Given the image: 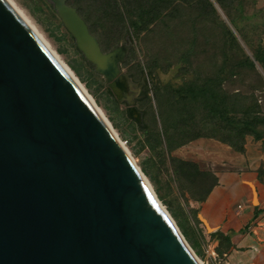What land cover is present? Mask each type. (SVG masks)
<instances>
[{"label":"water","instance_id":"1","mask_svg":"<svg viewBox=\"0 0 264 264\" xmlns=\"http://www.w3.org/2000/svg\"><path fill=\"white\" fill-rule=\"evenodd\" d=\"M49 1L86 59L115 77L122 48L102 53L68 0ZM0 264H199L102 118L5 0Z\"/></svg>","mask_w":264,"mask_h":264},{"label":"rangeland","instance_id":"2","mask_svg":"<svg viewBox=\"0 0 264 264\" xmlns=\"http://www.w3.org/2000/svg\"><path fill=\"white\" fill-rule=\"evenodd\" d=\"M10 2L91 98L198 262L222 264L230 249L223 251L201 221L198 199L216 176L201 158L204 146L200 142L226 145L207 138L186 142L183 131L174 127L173 111L170 113L175 104L172 90L218 74L228 95L253 91L262 96L264 104V88L255 83L253 70L238 65L243 54L264 53V0H224V12L214 6L215 13L204 8L202 15L188 5H173L162 20L138 35L129 33L118 46L124 57L113 78L86 59L51 1ZM66 5L71 6L69 0ZM255 69L264 77V69ZM184 113L189 116L194 109L188 106Z\"/></svg>","mask_w":264,"mask_h":264},{"label":"trees","instance_id":"3","mask_svg":"<svg viewBox=\"0 0 264 264\" xmlns=\"http://www.w3.org/2000/svg\"><path fill=\"white\" fill-rule=\"evenodd\" d=\"M70 4L77 8L78 15L85 20L103 53L116 47L125 35H138L147 30L150 24L162 20L173 5H188L201 15L204 8L212 13H215L214 6L222 12L227 8L224 0H71ZM229 35L232 37L230 32ZM238 65L253 70L255 83L264 88V77L255 69V66H259L260 70L264 69L263 52H252L250 56L243 54ZM222 82L223 79L217 74L172 90L171 99L175 100L176 105L173 102L170 113L173 111L177 119L174 127L183 131L186 142L201 138L213 139L234 152L242 153L247 137L254 141H260L264 137L262 96L253 91L250 94L237 92L230 96L222 90ZM156 100L159 103V98ZM188 106L194 109V113L186 116L184 111ZM159 117L162 122V112H159ZM182 145L179 144L178 147ZM261 175L260 172L259 180ZM216 184L217 178H213L212 185L198 202H204ZM209 236L221 245L223 251L231 249L229 235L213 231Z\"/></svg>","mask_w":264,"mask_h":264},{"label":"crops","instance_id":"4","mask_svg":"<svg viewBox=\"0 0 264 264\" xmlns=\"http://www.w3.org/2000/svg\"><path fill=\"white\" fill-rule=\"evenodd\" d=\"M200 143L201 158L217 178L201 204V217L212 231L230 237L222 264H264V137L246 138L242 153Z\"/></svg>","mask_w":264,"mask_h":264},{"label":"bare ground","instance_id":"5","mask_svg":"<svg viewBox=\"0 0 264 264\" xmlns=\"http://www.w3.org/2000/svg\"><path fill=\"white\" fill-rule=\"evenodd\" d=\"M7 2V4L10 6V8L14 11V13L20 18V20L33 32V34L42 42V44L46 47V49L50 52V54L54 57V59L59 63V65L63 68V70L67 73V75L70 77V79L74 82V84L78 87V89L82 92V94L86 97V99L90 102V104L92 105V107L96 110V112L99 114V116L102 118V120L104 121V123L106 124V126L108 128H110L112 130V128L110 127V125L108 123H106V120L102 117V115L100 114V112L98 111L96 105L93 103V101L91 100V98L87 95V93L83 90V88L81 87V85L79 84V82L75 79V77L73 76V74L70 72V70L62 63L58 60L57 56L49 49L47 43H45V41L42 39V37L38 34V32H36V30L31 26V24L27 21V18L23 16V13H21L15 6L14 4H12V2H10V0H5ZM109 129V130H110ZM110 130V131H111ZM114 136V135H113ZM118 144L120 145V147L123 149V151L126 153V149L123 146V144L120 142L119 139H117ZM143 178V177H142ZM144 180V179H143ZM145 182V181H144ZM146 183V182H145ZM147 185V184H146ZM148 186V185H147ZM149 188V187H148ZM150 190V189H149ZM151 191V190H150ZM152 192V191H151ZM153 194V193H152ZM154 196V195H153ZM157 202V201H156ZM199 264H201L200 262H198Z\"/></svg>","mask_w":264,"mask_h":264},{"label":"flooded vegetation","instance_id":"6","mask_svg":"<svg viewBox=\"0 0 264 264\" xmlns=\"http://www.w3.org/2000/svg\"><path fill=\"white\" fill-rule=\"evenodd\" d=\"M71 0H69V2H70ZM69 5V4H68ZM76 8V7H75ZM128 38V35H125L123 38H122V40H120V42H119V44L116 46V47H118L119 45H122L123 43H125L126 42V39ZM113 49V48H112ZM106 53V52H105Z\"/></svg>","mask_w":264,"mask_h":264}]
</instances>
